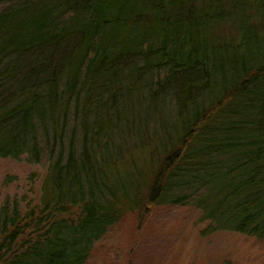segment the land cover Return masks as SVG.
Returning a JSON list of instances; mask_svg holds the SVG:
<instances>
[{"label":"trees","instance_id":"obj_1","mask_svg":"<svg viewBox=\"0 0 264 264\" xmlns=\"http://www.w3.org/2000/svg\"><path fill=\"white\" fill-rule=\"evenodd\" d=\"M0 158L45 169L0 264H88L162 205L264 242V0H0Z\"/></svg>","mask_w":264,"mask_h":264},{"label":"rangeland","instance_id":"obj_2","mask_svg":"<svg viewBox=\"0 0 264 264\" xmlns=\"http://www.w3.org/2000/svg\"><path fill=\"white\" fill-rule=\"evenodd\" d=\"M44 173L45 169L24 160L0 158V198L6 192L19 197L38 192ZM9 175L17 177L10 187L5 184ZM78 213V208H71L63 217L76 218ZM210 225L195 207H154L142 225L138 212H129L97 244L88 264H264L263 241L236 232L211 231ZM35 236L29 229L21 243Z\"/></svg>","mask_w":264,"mask_h":264}]
</instances>
